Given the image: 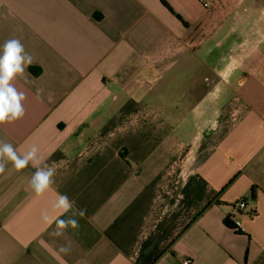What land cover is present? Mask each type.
<instances>
[{
    "label": "crops",
    "instance_id": "0c3cea01",
    "mask_svg": "<svg viewBox=\"0 0 264 264\" xmlns=\"http://www.w3.org/2000/svg\"><path fill=\"white\" fill-rule=\"evenodd\" d=\"M245 9L0 0V46L34 58L0 140L56 168L39 198L32 164L0 174V264H264V16ZM58 192L87 212L53 237L41 213L55 219Z\"/></svg>",
    "mask_w": 264,
    "mask_h": 264
},
{
    "label": "clouds",
    "instance_id": "9594fccd",
    "mask_svg": "<svg viewBox=\"0 0 264 264\" xmlns=\"http://www.w3.org/2000/svg\"><path fill=\"white\" fill-rule=\"evenodd\" d=\"M34 58L25 51L24 45L17 38L6 40L0 46V125L12 124L24 118L26 110L24 101L26 94L19 90L15 81L18 77H26V68L31 65ZM42 89H37L36 99L42 100ZM39 148L33 144L23 154L18 153L16 148L8 142L0 140V174H4L6 166L11 162L16 171H22L32 164L36 171L30 179V186L36 197H42L46 192L53 190L55 183L56 168L44 163L38 156ZM51 207L57 212L55 219L47 210L42 211L41 219L46 226L55 224V229L49 233L53 237L65 235L66 230H78L80 219L86 216L87 210L76 206L65 193H57ZM72 241L68 240L59 248L60 253H69Z\"/></svg>",
    "mask_w": 264,
    "mask_h": 264
},
{
    "label": "built area",
    "instance_id": "2783aa9c",
    "mask_svg": "<svg viewBox=\"0 0 264 264\" xmlns=\"http://www.w3.org/2000/svg\"><path fill=\"white\" fill-rule=\"evenodd\" d=\"M233 208L237 211H243L246 208V201L243 199H239L237 201L234 202L233 204ZM253 214H251L250 216H252ZM230 227L238 232V233H243L244 229L242 227L241 221L239 219H232V224L230 225ZM182 264H188V261H183Z\"/></svg>",
    "mask_w": 264,
    "mask_h": 264
},
{
    "label": "rangeland",
    "instance_id": "374dc122",
    "mask_svg": "<svg viewBox=\"0 0 264 264\" xmlns=\"http://www.w3.org/2000/svg\"><path fill=\"white\" fill-rule=\"evenodd\" d=\"M232 2H237L240 0H231ZM244 1V5L246 7L245 10H248V12L246 13V15H262L264 16V0H243ZM251 4L254 5V7L251 8ZM259 6V7H258ZM253 11H252V10Z\"/></svg>",
    "mask_w": 264,
    "mask_h": 264
}]
</instances>
